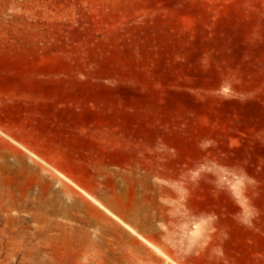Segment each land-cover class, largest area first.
Returning <instances> with one entry per match:
<instances>
[{"label":"rangeland","instance_id":"rangeland-1","mask_svg":"<svg viewBox=\"0 0 264 264\" xmlns=\"http://www.w3.org/2000/svg\"><path fill=\"white\" fill-rule=\"evenodd\" d=\"M193 116H264V0H0V264H187Z\"/></svg>","mask_w":264,"mask_h":264},{"label":"crops","instance_id":"crops-1","mask_svg":"<svg viewBox=\"0 0 264 264\" xmlns=\"http://www.w3.org/2000/svg\"><path fill=\"white\" fill-rule=\"evenodd\" d=\"M188 127V168L209 169L210 208L193 217L187 264H264V116H193Z\"/></svg>","mask_w":264,"mask_h":264},{"label":"bare ground","instance_id":"bare-ground-1","mask_svg":"<svg viewBox=\"0 0 264 264\" xmlns=\"http://www.w3.org/2000/svg\"><path fill=\"white\" fill-rule=\"evenodd\" d=\"M93 221H94V222H93V226H95L97 229H100V228H101V225H103V223H104V228H102V230L105 231V233H106V232H110V231L108 230L107 226H106L107 222H109L110 224L112 223V221H111L110 219L108 220V219L105 218V217H98V218H94ZM112 225L116 227V225H114V223H112L111 226H112ZM113 226H112V228H110L111 231L114 230ZM117 227H119V226H117ZM124 233H125V232H124ZM83 234H84V236H85L86 238H90V234H89L88 232L83 231ZM138 236H139V235H138ZM88 244H89V243H88Z\"/></svg>","mask_w":264,"mask_h":264}]
</instances>
